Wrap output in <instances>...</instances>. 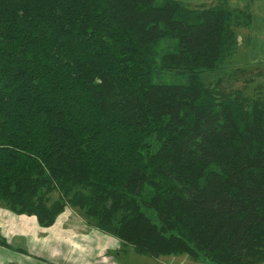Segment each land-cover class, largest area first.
<instances>
[{
    "label": "trees",
    "instance_id": "trees-1",
    "mask_svg": "<svg viewBox=\"0 0 264 264\" xmlns=\"http://www.w3.org/2000/svg\"><path fill=\"white\" fill-rule=\"evenodd\" d=\"M252 21L228 0H0V206L42 228L73 210L155 260L264 261V86L225 79Z\"/></svg>",
    "mask_w": 264,
    "mask_h": 264
},
{
    "label": "crops",
    "instance_id": "crops-1",
    "mask_svg": "<svg viewBox=\"0 0 264 264\" xmlns=\"http://www.w3.org/2000/svg\"><path fill=\"white\" fill-rule=\"evenodd\" d=\"M179 1L199 5L209 4L213 0ZM228 1L232 8L251 5L252 30L247 31L246 35L251 39L248 43L245 38V43H242L246 45L249 62L264 63V0ZM72 214V211L67 210L54 226L42 228L35 217L18 216L0 206V236L11 246L0 247V264L132 263L130 250L126 254L119 250V240L88 227L82 217Z\"/></svg>",
    "mask_w": 264,
    "mask_h": 264
},
{
    "label": "rangeland",
    "instance_id": "rangeland-1",
    "mask_svg": "<svg viewBox=\"0 0 264 264\" xmlns=\"http://www.w3.org/2000/svg\"><path fill=\"white\" fill-rule=\"evenodd\" d=\"M247 35V31L245 30H239V36H240V47L238 50V53L233 58V60L230 61V63L227 66V70L225 73V79L229 80L227 83L231 84L230 76L233 75L235 72H242L241 76H239L238 82H235L233 86L229 88H235V89H241L243 92H245L248 96H253L258 93L261 86H264V63L261 64H255L253 62H249L246 58L247 50L246 45L242 43L243 39H245V36ZM244 42V41H243ZM245 43V42H244ZM252 63V64H251ZM58 196L54 195L53 199H56ZM73 212V210H70ZM74 213V212H73ZM73 216H77V212L72 214ZM79 216V215H78ZM81 217V216H80ZM85 221V220H84ZM113 238V237H112ZM115 239V238H113ZM117 240V239H115ZM119 250L123 252V254L128 253V250H130V260L132 261L131 264H168V261H172L171 264H210L207 261H204L202 258L198 261H193L189 259L186 256L183 257H162L159 260H155L149 257H143L137 255L132 248H129L125 250L123 244L121 243ZM125 250V251H124ZM14 258L15 255H12ZM19 259V257H17ZM183 261V262H182ZM170 264V263H169ZM257 264H264V261Z\"/></svg>",
    "mask_w": 264,
    "mask_h": 264
}]
</instances>
